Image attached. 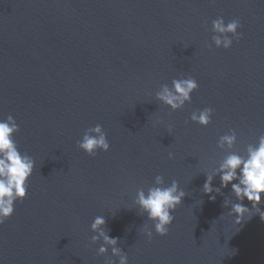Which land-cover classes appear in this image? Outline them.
I'll use <instances>...</instances> for the list:
<instances>
[{
	"label": "water",
	"instance_id": "obj_1",
	"mask_svg": "<svg viewBox=\"0 0 264 264\" xmlns=\"http://www.w3.org/2000/svg\"><path fill=\"white\" fill-rule=\"evenodd\" d=\"M218 17L242 24L229 49L212 42ZM189 76L199 87L183 109L155 99ZM205 107L213 115L202 127L190 116ZM8 115L35 168L0 225V264L116 259L91 241L98 215L128 264H264L259 215L235 225L223 206L235 201L231 185L202 191L203 173L226 155L221 135L234 129L233 151L244 154L264 134V0H0V119ZM96 124L110 149L88 156L77 141ZM157 175L187 193L165 236L133 203Z\"/></svg>",
	"mask_w": 264,
	"mask_h": 264
},
{
	"label": "clouds",
	"instance_id": "obj_2",
	"mask_svg": "<svg viewBox=\"0 0 264 264\" xmlns=\"http://www.w3.org/2000/svg\"><path fill=\"white\" fill-rule=\"evenodd\" d=\"M242 27L239 19L234 18L225 23L223 17H218L211 22V37L216 48L229 49L233 39L242 38L238 29ZM199 87L194 77L173 79L171 86L163 84L155 93V99L169 107L173 112L184 108L186 103H191L192 93ZM213 109L205 107L191 113L190 120L202 127H207L212 120ZM19 131V126L12 115L0 119V225L4 224L15 211V203L22 201L27 196L28 180L35 168L34 159L26 153H21L13 139L14 134ZM171 132V126H169ZM237 142V133L234 129L221 135L217 146L225 150L226 155L218 163L211 173H203L206 177L202 187L205 194L216 193L223 195L222 188L231 185V193L235 201L225 198L224 207L230 206L228 213L234 217L235 225L250 220L254 215H259L264 221V134L258 137L255 144H248L244 154L233 151ZM77 147L88 156H95L98 152H108L110 143L107 133L102 125L96 124L87 128ZM169 159L173 157L170 152ZM216 176L220 178V186L213 187ZM187 195L180 188L178 181L173 180L170 185L165 186L163 176L157 175L153 186L147 191L139 188L133 200L134 205L143 213L147 220L151 221L154 231L160 236L168 234L169 226L173 223L174 212L182 204ZM245 198L251 203V208L243 204ZM209 199L215 201L216 195H209ZM202 203V202H201ZM131 210V209H130ZM223 216V215H222ZM221 216V217H222ZM94 233L91 237L92 243L101 242L98 255H105L111 249V257L105 264H128V255L118 245L121 243L119 237H112L106 229V220L103 216L94 217L91 225ZM143 233L151 241L153 231L145 224Z\"/></svg>",
	"mask_w": 264,
	"mask_h": 264
}]
</instances>
